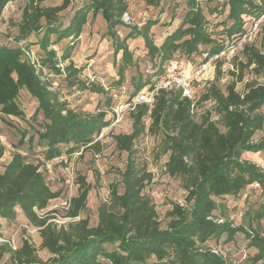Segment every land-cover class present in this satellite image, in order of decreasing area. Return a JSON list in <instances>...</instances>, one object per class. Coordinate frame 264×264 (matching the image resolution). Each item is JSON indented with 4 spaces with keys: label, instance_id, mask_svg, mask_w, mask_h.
Wrapping results in <instances>:
<instances>
[{
    "label": "trees",
    "instance_id": "16d2710c",
    "mask_svg": "<svg viewBox=\"0 0 264 264\" xmlns=\"http://www.w3.org/2000/svg\"><path fill=\"white\" fill-rule=\"evenodd\" d=\"M40 1L27 0L15 43L0 44V118L6 123L13 118L27 124L24 130L19 129L15 151L0 171V237L4 236L3 223H12L23 215L31 227L39 230L41 247L51 257L46 262L41 260L28 238L17 250L0 243V255L10 253L13 264H236L207 244L222 238L228 244L242 233L247 248L255 250L248 260L264 264V207L248 210L240 226L216 216L223 207L219 203L222 198L239 196L255 183L264 190V169L243 159L245 153L264 154V138L254 139L264 128V84L248 83L244 93L236 89V83L243 80L244 69L253 67L256 75L264 73V54L246 43L242 51L245 62L240 63L238 73L230 72L237 80L225 90L219 85L225 62L215 60L214 80L202 97V101H213L214 107L199 119L196 104L183 96L181 87H164L152 79H159L165 73V65L177 54L187 59L202 55L205 64L229 52L245 35L250 18L264 14V0H183L180 24L159 45L151 33L158 24L157 18L148 19L141 27H130L127 36L120 38L117 28L126 25L127 0H80L76 5L74 0H62L54 7H42ZM161 1L147 3L157 8ZM10 2L0 0V19ZM71 7L73 13L64 25L60 15ZM207 13L227 15L213 29ZM97 15L106 22L114 47L118 79L108 89L82 80V69L70 61L90 17ZM259 29L264 31V20ZM130 39L143 41L147 57L158 70L147 78L140 73L132 76L128 104L145 89L156 90L154 103L137 104L130 111L131 132L114 136L116 149L128 155L121 172L123 190L112 186L109 200L97 209V224L90 226L89 218L82 215L91 186L82 177L77 194L65 201L69 206L64 215L80 220L57 225L51 222L50 214L58 211L49 207L60 193L50 188L42 167L64 156L72 159L82 155L86 149L100 152L98 138L113 122L108 116L114 106L109 90L120 88L126 71L135 65ZM63 41L68 43L59 54L54 47ZM57 77L69 89L104 96V103L99 102L94 113L74 109L61 96V82L54 86ZM22 92L36 102L30 120L21 104ZM213 112L217 119L212 118ZM147 133L161 137V153L168 155L165 172L178 179L186 192L184 205L172 204L166 228L161 227L154 201L145 192L153 174L136 157V142ZM5 153L0 138V163Z\"/></svg>",
    "mask_w": 264,
    "mask_h": 264
},
{
    "label": "rangeland",
    "instance_id": "374dc122",
    "mask_svg": "<svg viewBox=\"0 0 264 264\" xmlns=\"http://www.w3.org/2000/svg\"><path fill=\"white\" fill-rule=\"evenodd\" d=\"M27 0H11L3 12L0 19V44H14V38L18 34V23L22 17V10ZM80 0H74V5L78 4ZM129 5L128 13L126 14L125 26L118 27L117 33L120 38H124L131 31L130 27H141L148 19H158V24L151 30L153 39L157 45L161 44L164 38L171 33L181 21L184 12L183 0H162L159 7L154 8L148 5L147 0H127ZM62 3V0H41L42 7H54ZM221 3H223L221 1ZM74 7L64 11L60 15V21L64 25L68 24L70 16L73 13ZM227 14L212 15L207 13L208 18L212 22V28L223 21ZM261 27V24H260ZM219 29V28H218ZM35 41L36 37H32ZM68 41L54 47L60 54L61 49L67 46ZM264 54V31L258 30L256 36L249 42ZM129 48L133 52L135 65L126 71V80L120 88H113L109 90V96L117 94L118 98H114V105H123L124 114L117 119L112 109L108 116L113 119L112 124L103 131L98 138L101 143L100 152L91 149L83 151L82 155H76L72 159L64 156V159H56L47 163L42 167L50 188L60 193V197L53 200L49 210H57L56 214H50L53 219L51 222L57 225H66L70 222L79 221L78 219L65 218V211L68 208L64 205L65 201H69L71 197L77 194L80 179L83 177L85 181L90 184L91 190L89 192L87 209L82 217H88L90 226H95L98 221L97 209L102 202H106L110 198L112 186L118 187L122 192L121 172L124 170L127 162V153L120 152L116 149L114 136L118 134H129L132 130V119L130 117V106L128 101L132 91L131 78L138 73L142 74L144 78L150 77L157 72V67L149 60L146 55L143 41L141 39H130L128 41ZM243 48H238L231 51L221 60L225 62L223 67L224 76L219 85L222 90L236 77L231 75L232 72L238 73L240 63L245 62V56L242 53ZM114 47L110 36L108 35V28L106 22L101 15L90 17L88 24L85 26L81 37L76 41V45L70 61H72L77 68L82 69L80 77L84 81L91 83H98L110 88L112 83L118 79L117 69L114 66ZM121 53L116 57L119 60ZM31 58L34 59L32 55ZM204 56H195L193 58H185L180 55H175L173 60L164 67L165 73L158 79L152 78L153 81L157 79L158 85L165 86L168 80L171 85L176 81L173 78H168V75L178 77L185 74L191 80V88L193 94V101L196 104L197 119L207 110H212L214 107L213 101H202V97L209 85L214 80L216 71V61L209 60L203 64ZM233 67V69L231 68ZM199 69L202 72L197 75ZM253 67L243 70V80L236 83L237 91L244 93L246 85L251 82L264 84V73L256 75L253 72ZM173 71V72H171ZM54 86L61 82L59 91L64 99H67L70 106L76 110L94 113L99 102L104 103L105 97L90 93L88 91L79 92L74 89L67 88L66 82L62 81L61 77L56 78ZM21 104L25 111L26 119L30 120L35 108L36 102L26 92L21 94ZM264 113V106L262 108ZM212 118L216 116L212 113ZM10 122H5L0 118V138L6 147V153L0 163V171L10 161L15 147L19 142V129L24 130L27 124L23 120L8 119ZM147 126L150 125V120H146ZM264 138L263 130L257 132L255 140ZM161 137L147 133L140 137L135 145L136 157L138 163L146 165L149 172L153 174V180L146 187V194L151 196L156 210L159 215V221L162 228H166L168 223L167 213L172 208L173 203L181 205L185 204L186 192L181 187L180 181L169 177L165 172V164L168 160V155L161 153ZM243 159L256 163L264 169V154L262 153H245ZM223 207L216 212V216L224 217L231 220L234 225L240 226L244 223L245 213L248 210L255 211L264 207V190L259 187H248L239 196H227L219 200ZM31 224L25 216L21 215L12 223H3L4 231L1 240H13L17 248L22 245L23 239L27 237L36 249L37 256L47 261L51 254L48 250L43 249L38 245V229L31 227ZM28 226L32 233L25 228ZM262 232L264 234V219L261 221ZM31 236H33L31 238ZM3 238V239H2ZM222 238L219 241L211 240L208 246L221 252L225 257L234 261L236 264H252L249 256L255 254V250L247 248V241L244 234L239 233L236 239L231 243H224ZM0 243H2L0 241ZM0 264H13L12 256L6 252L0 255Z\"/></svg>",
    "mask_w": 264,
    "mask_h": 264
},
{
    "label": "built area",
    "instance_id": "2783aa9c",
    "mask_svg": "<svg viewBox=\"0 0 264 264\" xmlns=\"http://www.w3.org/2000/svg\"><path fill=\"white\" fill-rule=\"evenodd\" d=\"M127 15L124 16V19L126 18ZM264 20V14L260 17V18H250L249 24L247 26V30L245 35L243 36V38L241 39V41L239 42V44L234 47L231 48L229 50V52L236 50L238 48H244L245 44L247 42H249L250 40L253 39L254 36L257 35L258 30L260 28V24L263 22ZM229 52H223L220 55H217L213 58V60H218L221 59L222 56H225V54L229 53ZM225 65V64H224ZM233 69V67H231ZM203 69H199V71L197 72V75H199L202 72ZM173 72V71H171ZM168 78H173L176 83H174V85H177L178 87H181L183 89V96L190 98L191 100L193 99V94H192V88H191V80L190 78H187L185 74L179 75L178 77H173V75H168ZM172 83L170 80H168L165 84L164 87H168L170 86ZM156 94V90L155 91H148V89L143 90L141 93H139L135 99L133 100L132 103L128 104L130 106V110H133L135 108V106L137 104H141V103H146L149 104L150 106L153 105L154 103V96ZM112 96H114V98H118L117 94H113ZM195 104V102H194ZM194 104L192 106V108L194 107ZM123 105L118 104V105H114L112 107V112L114 113V115L117 117V119L119 117H121L124 114V109H123ZM217 119V117L215 118ZM102 135V134H101ZM252 187H259V184L255 183L252 185ZM65 206H69L68 202L64 203ZM35 211L39 214V215H43V213H41L39 210L35 209ZM70 220H72L71 218H68ZM78 219V218H75ZM222 222V221H220ZM28 232L32 233V230L26 226L25 227ZM27 237H25L26 239ZM3 239V238H2ZM0 241L2 243H7L9 244V246L13 249V250H17V245L15 244V241L13 240H1Z\"/></svg>",
    "mask_w": 264,
    "mask_h": 264
},
{
    "label": "crops",
    "instance_id": "0c3cea01",
    "mask_svg": "<svg viewBox=\"0 0 264 264\" xmlns=\"http://www.w3.org/2000/svg\"><path fill=\"white\" fill-rule=\"evenodd\" d=\"M35 228V227H34ZM37 233V235H38V239H39V241H38V245H42V238H41V236H40V232H39V230L36 232ZM33 236H31V238H32ZM51 256H49V258H50Z\"/></svg>",
    "mask_w": 264,
    "mask_h": 264
}]
</instances>
